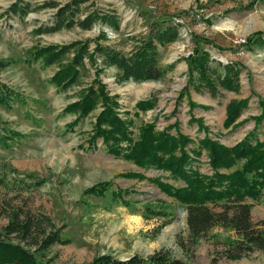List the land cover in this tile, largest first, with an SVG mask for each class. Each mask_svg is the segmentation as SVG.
Wrapping results in <instances>:
<instances>
[{
	"label": "rangeland",
	"instance_id": "1",
	"mask_svg": "<svg viewBox=\"0 0 264 264\" xmlns=\"http://www.w3.org/2000/svg\"><path fill=\"white\" fill-rule=\"evenodd\" d=\"M48 1L58 8L71 0H0V61L12 62L0 69V84L16 95L8 107L0 105V230L12 211L28 213L42 227L49 222L52 230H59L65 243L45 250L28 248L41 264H89L103 254L117 260L145 258L160 251L183 264H264L260 250L239 260L219 256L240 241L229 228L214 227L192 245L183 206L149 180L162 177L173 187L182 183L113 157L100 138L91 141L102 109L99 101L85 116L78 109H65L100 83L106 95L115 97L114 112L132 141L142 126L152 124L154 132L168 127L169 134L186 136L188 150L197 148L204 136L225 147L251 135L264 142V116L258 126L253 120L261 116L259 100L264 99V0H85L76 19L107 14L116 19L117 27L94 21L87 30L72 26L41 33L39 29L52 26L57 9L44 8ZM12 4L20 5L22 13L9 12ZM166 26H174L177 36L156 48L160 66H169L157 81L120 80L115 68L93 54L92 61L83 58L75 81L60 90L49 79L71 53L48 66L31 60L37 48L72 42L88 41L91 53L100 34L104 39L99 43L128 54L139 38ZM249 36L259 42L249 43ZM194 37L209 43L197 45ZM196 49L208 56L205 75L213 82V93L199 83L196 72H188L186 53ZM224 66L236 72L234 92L217 83ZM231 100L246 104L233 126L226 128L225 107ZM142 101L146 107L137 108ZM200 152L193 165L210 175L205 151ZM127 173H138L142 179L123 176ZM102 182L109 184L102 196L85 193ZM116 190L125 204L112 198ZM245 203L250 205L252 226L264 228V191L257 201Z\"/></svg>",
	"mask_w": 264,
	"mask_h": 264
},
{
	"label": "trees",
	"instance_id": "2",
	"mask_svg": "<svg viewBox=\"0 0 264 264\" xmlns=\"http://www.w3.org/2000/svg\"><path fill=\"white\" fill-rule=\"evenodd\" d=\"M85 0H71L69 3L56 7L52 2H45L44 8H57L53 13L52 26L39 29L41 33H49L60 28L77 26L82 30L90 28L94 21H100L108 28L117 27L116 19L109 15L86 14L81 19H76L79 5ZM12 14L22 13L18 4L9 7ZM174 26H166L163 29L150 30L145 38H139L137 44L128 54H123L113 48L99 43L104 39L103 34L93 41L92 52H88V41L72 42L66 45H48L35 49L31 54V60H39L44 66H48L60 60L66 53H71L67 63L61 64L52 74L49 82L57 89L64 90L70 86L77 77L78 68L82 67L83 58L92 61L94 55L102 59L105 66L113 67L120 80L133 82L157 81L167 71L157 61V46H163L172 42L177 36ZM193 41L209 43L208 40L194 37ZM249 43L258 40L252 36L247 38ZM259 42V41H258ZM94 54V55H93ZM188 72L198 74L201 85H207V89L213 93V82L205 75L208 69V56L201 49H196L187 57ZM11 61H0V69L6 67ZM222 76L217 77L220 88L226 91H236L234 79L236 72L233 66H224ZM195 87V86H194ZM199 89V88H195ZM16 95L10 93L0 84V105L8 107ZM115 97H110L103 91L99 83L96 87H88L80 102L68 105L66 110L72 108L79 110L80 116H85L91 108L100 102L102 109L98 113L94 123V132L91 141L100 138L106 152L113 157H121L132 162L142 170H156L166 173V178L171 181H179L182 186L173 187L163 182L162 177L149 180L165 195L172 197L185 210V225L188 239L193 245L204 237L214 227L229 228L238 237L235 242L224 249L219 256L227 260H239L247 254L260 250L264 252V228L255 229L249 221L250 205L245 200L257 201L264 191V142L258 141L252 135L237 142L232 147H225L210 140L206 136L197 142V148L188 150L190 143L184 135L175 133L171 135V128H164L161 132H154L152 124H145L139 130L136 140L132 141L126 130L125 123L115 114L117 103ZM245 100H231L225 107L224 127L233 126L238 118L240 110L245 106ZM145 101L138 102L137 108H145ZM261 116L254 118V125L264 116V99L259 100ZM13 135V134H12ZM16 135V134H15ZM252 138V142L249 139ZM124 142L121 148L118 144ZM200 150L205 151L211 174L200 173L193 165ZM240 163L236 169L235 165ZM220 170L227 171L225 173ZM230 170V171H229ZM125 177L142 179L138 173H127ZM108 183H98L85 190L86 194L102 196L108 188ZM126 193V192H123ZM113 199L121 203V191L111 193ZM218 208L215 212L213 209ZM46 228L41 222H37L28 213L12 211L8 215L7 224L0 230V264H41L28 248L37 246L39 250H45L53 244L65 243L59 237V230H52L51 224L46 222ZM49 228V230H46ZM89 264H183L180 260L170 258L168 255L155 252L145 258L132 255L125 260H117L110 255L103 254L94 257Z\"/></svg>",
	"mask_w": 264,
	"mask_h": 264
},
{
	"label": "built area",
	"instance_id": "3",
	"mask_svg": "<svg viewBox=\"0 0 264 264\" xmlns=\"http://www.w3.org/2000/svg\"><path fill=\"white\" fill-rule=\"evenodd\" d=\"M240 43H244V39L239 40ZM189 55V53H186V57Z\"/></svg>",
	"mask_w": 264,
	"mask_h": 264
}]
</instances>
